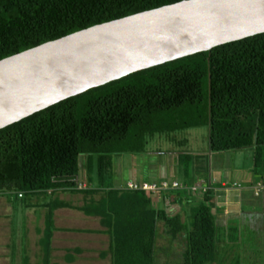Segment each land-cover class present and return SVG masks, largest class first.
Wrapping results in <instances>:
<instances>
[{"label": "trees", "instance_id": "obj_1", "mask_svg": "<svg viewBox=\"0 0 264 264\" xmlns=\"http://www.w3.org/2000/svg\"><path fill=\"white\" fill-rule=\"evenodd\" d=\"M176 1L0 0V59ZM198 127L207 129L209 155L249 147L253 175L264 171V32L130 73L0 128V194L10 193L7 201L21 200L13 206L27 209L35 221L33 208L40 209L42 224L35 232L40 234L36 244L41 259L33 264H59L51 262V241L54 211L60 208L97 219L102 229L78 232L107 235V248L99 254L108 255V264H156L158 236L168 244L181 238L176 264L214 262L218 225L212 185L189 189L195 156L183 150L185 139L171 138ZM155 135L176 146L171 151L177 155L180 178L173 180L182 185L154 193L161 205L148 191L109 181L111 156L141 153ZM83 166L86 182L78 179ZM173 191L176 196L168 194ZM41 194L46 198H38ZM64 194L79 195V204L63 199ZM24 195L33 198L23 202ZM197 195L199 201L191 204ZM164 202L179 205L181 212H170ZM5 246L9 264H31L26 254L11 262L15 246ZM72 252L81 250L65 252V263L74 264Z\"/></svg>", "mask_w": 264, "mask_h": 264}, {"label": "water", "instance_id": "obj_2", "mask_svg": "<svg viewBox=\"0 0 264 264\" xmlns=\"http://www.w3.org/2000/svg\"><path fill=\"white\" fill-rule=\"evenodd\" d=\"M264 32V0H179L0 59V128L130 73Z\"/></svg>", "mask_w": 264, "mask_h": 264}, {"label": "rangeland", "instance_id": "obj_3", "mask_svg": "<svg viewBox=\"0 0 264 264\" xmlns=\"http://www.w3.org/2000/svg\"><path fill=\"white\" fill-rule=\"evenodd\" d=\"M171 138L177 140L185 139L187 146L185 145L183 150H187L186 152L190 155H201L202 160L204 159L207 163L206 169L210 168L209 172L211 170V174H214L219 169L224 172L226 168L227 174H230L231 180L233 177L234 184H237V189H240L242 194L240 196L244 199L248 198L252 191L256 189L254 184L256 181H260L262 185L264 184V171H261L257 177L253 175L251 169L252 150L249 147L225 152H212L213 155H209L210 152H208L206 146V127L184 129L176 132ZM174 148H176V146L173 145V142L166 140L164 136L155 135L147 141L145 150L141 153H126L111 156L112 172L111 180L109 179V181H111V184L114 186L124 182L129 178L132 168L136 170L135 173L139 177L140 175L146 176L147 172H155L157 170L158 172H163L165 169H168V167L165 168V166H160L159 163H161L164 158L169 157L173 152L171 150ZM148 158L151 159L150 164H148ZM191 158L192 157H190V159ZM82 160L83 158L80 157V161ZM173 166L175 171L177 164L175 163ZM89 170L90 175H92V168ZM191 175L196 178L194 172ZM78 176L79 180L86 182L84 166L80 167ZM176 176L178 180L180 178V173L177 172ZM219 176L223 177L224 174L219 172ZM250 180L253 181L251 190L247 189L249 185L246 186ZM258 190L260 191V188H258ZM259 191L254 192L253 195L257 197ZM9 194L8 192L0 194V264H9L10 254H7V248L3 245L6 241V245L15 246V250L10 257V259L13 257L12 260H10L11 262L19 260L22 255L26 254L28 255L30 263L33 264L41 259L40 249L36 244L40 234L35 232V230L39 229L38 227L41 228L42 224V219L39 216L37 217L40 209L36 207L33 208L34 215L38 220H34V225L32 224L31 227H28V222L24 217V213L27 209L25 210L24 208L20 210L16 206H13L14 203L17 204L21 201L19 199L12 200L11 198L9 199L10 201H7L6 196L10 197ZM168 194H170V196H176L175 191L168 192ZM151 195L154 197L155 201L160 205L162 204L159 197H155L154 194ZM62 197L65 200H72L73 204H79V195L71 196L69 194H64ZM32 198L31 195H24L23 202H28V200ZM38 198L45 199L46 195L41 194ZM192 198L194 199H192V203L190 201L191 204H195L199 201L198 195ZM248 201L249 200H242L239 202L237 210L234 211L239 213L236 217L231 215L226 216V214L222 212L223 210L221 207L214 206L213 210L211 209L215 216V220L223 215L225 223L216 226V255L215 261L210 264H264V198H262V202H260V204L263 205H250ZM212 202L211 205H214V202ZM182 210H185V206H183ZM93 219L94 218H88L84 214L82 215V213L78 211L56 212V215L53 216V220L55 228L57 229L53 230L51 262L67 264L63 258L65 252L73 250L74 247H78L81 250L80 253L76 254L72 252L76 254L74 264H108V255L106 254L104 257H100L99 254L107 248V235L104 234L99 236L92 235L95 234L94 232L85 234L78 232L80 229L89 227L98 228L97 219ZM155 243L157 247V253L155 255L156 264H176L179 261L180 252L183 247L181 238H176L168 244L164 237L158 236Z\"/></svg>", "mask_w": 264, "mask_h": 264}, {"label": "crops", "instance_id": "obj_4", "mask_svg": "<svg viewBox=\"0 0 264 264\" xmlns=\"http://www.w3.org/2000/svg\"><path fill=\"white\" fill-rule=\"evenodd\" d=\"M193 156H195L194 160H193V168L195 171L194 173L196 174V178L194 179L193 185H198V184L200 185L202 183L209 182L212 185L211 194L213 197L214 206L219 207V208L221 207L223 210L222 212L225 213L226 216L227 215H231L234 217L238 216L239 213L234 212V211L237 210L239 202L242 200H244V201L249 200L248 202L250 203V205L254 204V206L263 205V204H260V202H262V198H264V190L262 191V193L259 191V195L257 197H255L253 195L254 194V190H253L252 193L250 194V196L248 198L244 199L242 196H240V195H242L241 191H240V189L239 190L237 189L238 188L237 184H234L235 182H234L233 177L231 180L230 174H227L226 168L224 169V172L221 169H219L214 174H211V170L209 172L210 168H208L205 172L206 165H207L206 161H204V159L202 160L201 155L194 154ZM150 163H151V159L148 158V164H150ZM175 163L177 164V168L174 171L173 165ZM159 165L165 166V168L168 167V169H165L163 172H158V170L155 172L154 171L153 172H147L146 176L140 175V177H139L135 173L136 170L134 168H132L130 170L129 178L127 180H125L124 182L119 183L117 186H123L125 184V182L131 181V180L132 181L155 182V181H159L160 179H177L176 175H177V172L180 173V169H179V163L177 160L176 153H172V154H170L169 157L164 158L163 161L161 163H159ZM219 172L224 174V176L220 177ZM205 173L207 175L203 177L202 174H205ZM256 177H257V175H256ZM246 186L249 187L247 189L251 190V187H253L252 180H250ZM165 205H167L169 207L170 212H173V213L177 212V211L181 212L180 206L177 204H169V203L165 202ZM60 211L63 212V211H76V210L66 209V208L56 209L54 211V215H56V212H60ZM31 216H32V213L29 211L24 213V217L26 218V221L28 222L27 223L28 227H31L32 224L34 225L35 219L33 218V216L32 217ZM90 219H92V218H90ZM79 220H81V219H79ZM93 220H95V219H93ZM216 223H217V225L225 223L223 215H221L218 219L216 218ZM54 225H55V223H54ZM88 225H89V223H88ZM97 227L98 228H90V227L89 228L94 229V230L102 229V227H100L99 225H97ZM33 228H34V226H33ZM55 229H57V228H55ZM30 232H31V230H30ZM57 232H58V230H57ZM53 234H52V238H53ZM83 234H85V233H83ZM92 235L102 236V235H104V233H95ZM5 243H7V241L4 242L3 245H6ZM51 245H52V241H51ZM5 248H6V246H5Z\"/></svg>", "mask_w": 264, "mask_h": 264}, {"label": "built area", "instance_id": "obj_5", "mask_svg": "<svg viewBox=\"0 0 264 264\" xmlns=\"http://www.w3.org/2000/svg\"><path fill=\"white\" fill-rule=\"evenodd\" d=\"M256 189L254 190V192L259 191L258 188H260L262 186V183L260 181H256L255 183ZM264 185V184H263ZM83 184L79 185L78 184V188L82 187ZM182 185L180 182H178L177 180H168V179H164V180H159L157 182H137V181H127L124 184V189H128V190H145L150 192V194H154L156 193L158 190H165V189H174V188H180ZM189 189L191 191H195V190H204V187H200L199 184L198 185H191L189 187Z\"/></svg>", "mask_w": 264, "mask_h": 264}]
</instances>
